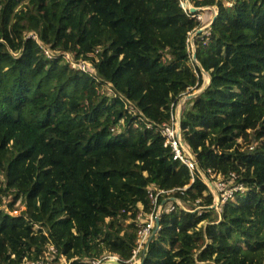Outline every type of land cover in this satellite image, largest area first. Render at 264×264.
<instances>
[{
    "label": "trees",
    "instance_id": "obj_1",
    "mask_svg": "<svg viewBox=\"0 0 264 264\" xmlns=\"http://www.w3.org/2000/svg\"><path fill=\"white\" fill-rule=\"evenodd\" d=\"M190 2L218 8L192 63L181 0H0V264L50 244L56 264L133 263L151 188L175 208L142 264H264V0ZM204 72L180 116L192 174L161 129ZM210 171L245 187L221 211Z\"/></svg>",
    "mask_w": 264,
    "mask_h": 264
},
{
    "label": "built area",
    "instance_id": "obj_2",
    "mask_svg": "<svg viewBox=\"0 0 264 264\" xmlns=\"http://www.w3.org/2000/svg\"><path fill=\"white\" fill-rule=\"evenodd\" d=\"M228 4L232 5L233 2H229ZM182 7L187 11V13L193 17H197L199 20L203 21L204 16L202 13L193 14L191 11V8L193 7L189 1H183L181 0ZM210 7H198V10H204L208 9ZM196 32H191L188 43L189 46L194 47V38H195ZM46 53L48 56H52V53L49 49L46 50ZM65 58L71 62V65L74 68H80L83 70H90L91 63L88 61H74L73 56L69 53L65 54ZM194 57L192 56V59ZM197 62L196 59H193ZM183 102L180 103V101L177 104L172 105V113H171V121L169 124H164L161 129V133L165 137V146H168L173 151V158L175 160L180 161L181 163L185 164L192 174H194L195 170L198 168V162L196 161L194 155L190 152L188 147L185 145L183 139H182V133H181V124H180V118L179 113L181 111V106ZM180 108V109H179ZM211 177L215 180L213 181L214 185L210 181L206 179V177L203 175L204 179L207 181L208 185L212 187L213 193H214V207L218 208L219 211L222 210V204L225 203L229 199H233L235 197V194L237 191L241 190L244 191L245 187L241 185H228L224 181V177L221 174H217L213 171H210ZM232 176H235V174H232ZM217 184V187L215 186ZM173 190H163V189H150L149 190V197L152 204V210L148 214L147 217L144 218L142 214H139V233H138V239H137V246L133 249V256L132 261L134 264L138 257L140 256V253L143 249V247L146 245V243L149 241V238L151 237L152 233L159 228L158 221H160L161 214L163 213L164 209L165 211H172L175 208V204L169 203L166 204L167 201L174 200V197L170 198H162L167 193L172 192ZM163 199V200H162ZM162 200V201H161ZM178 202L182 204L179 200ZM166 204V205H165ZM186 208V207H185ZM17 213V211H16ZM55 253L56 249L53 245L49 246L45 255H43L38 260H28L25 259L22 264H56L55 263ZM106 258H115L119 259L117 255H110L106 256L103 259ZM102 259H96L92 261V264H102ZM57 264H69V261L66 259V257L62 256L61 259Z\"/></svg>",
    "mask_w": 264,
    "mask_h": 264
},
{
    "label": "rangeland",
    "instance_id": "obj_3",
    "mask_svg": "<svg viewBox=\"0 0 264 264\" xmlns=\"http://www.w3.org/2000/svg\"><path fill=\"white\" fill-rule=\"evenodd\" d=\"M183 1H187V0H183ZM188 1H190V0H188ZM232 3V2H231ZM229 6H231L230 4H228ZM203 16H204V21H203V24H205V25H210L211 24V22H212V19H213V17H214V11H212L210 8H208V9H205L204 11H203ZM190 49H191V52H192V54H191V60H190V63H192V61L193 62H196V61H194L193 59H192V56H193V53L195 52V50H194V47H192V46H190ZM204 85L205 84H207L208 82H207V80L209 81V79H210V75H209V73L208 72H204ZM203 85V86H204ZM201 89V88H200ZM199 90V89H198ZM198 90H194L191 94H195V92H198ZM190 95V93H184L183 95H182V97H181V99H180V103L181 102H183V104H182V106H181V108H183L184 109V105H185V101L187 100V97ZM180 109V108H179ZM211 183V182H210ZM212 185V187H213V185H214V183L212 182L211 183ZM215 186L217 187V184H215ZM214 188V187H213ZM8 201L6 200V201H4V207H6V208H8V204L9 203H7ZM9 209V208H8ZM23 209V206L21 207V209H19V210H17V212H20V210H22ZM14 213H16V211H14ZM17 214V213H16ZM34 228L35 229H37L38 228V226L37 225H35L34 226ZM52 244H50L49 246H51ZM48 246V247H49Z\"/></svg>",
    "mask_w": 264,
    "mask_h": 264
},
{
    "label": "water",
    "instance_id": "obj_4",
    "mask_svg": "<svg viewBox=\"0 0 264 264\" xmlns=\"http://www.w3.org/2000/svg\"><path fill=\"white\" fill-rule=\"evenodd\" d=\"M191 11H192V12H195V11H196V8L192 7V8H191ZM215 18H216V15L213 17L211 24L215 21ZM211 24H210V25H211ZM206 27H207V26H202V27H200V28L198 29L197 33H201V32H203V30H204ZM194 59H197V54H196V52H194ZM209 84H210V79H209V81H208L207 84H205L204 86H202L201 89L198 90V92H195V94H190L188 97L192 98V97L198 95V94H199L202 90H204ZM158 225H159V221H158ZM142 263H143V261L141 262V264H142ZM102 264H123V263L120 262L118 259H115V258H109V259H107L106 261H104Z\"/></svg>",
    "mask_w": 264,
    "mask_h": 264
},
{
    "label": "clouds",
    "instance_id": "obj_5",
    "mask_svg": "<svg viewBox=\"0 0 264 264\" xmlns=\"http://www.w3.org/2000/svg\"><path fill=\"white\" fill-rule=\"evenodd\" d=\"M189 3L193 6V4H192L190 1H189ZM193 7H194V6H193ZM205 7H210V9L213 8V9H214V14H215V15L218 14V8H216L215 6H205ZM194 8H196V11H195V12H199V13H203V11L205 10V9H204V10H198V7H194ZM195 12H192V13H195ZM215 15H214V16H215ZM203 21H204V20H203ZM203 21H202V23H203ZM202 26H207L205 29H208L211 25L208 26V25L203 24ZM202 26H201V27H202ZM205 29H204V30H205ZM204 30H203V31H204ZM197 31H198V29L195 31V32H196V35L199 34V33H197ZM195 32H193V33H195ZM196 35H195V36H196ZM194 50H195V43H194ZM193 57H194V53H193ZM196 60H197V59H196ZM201 88H202V87H201ZM188 98H190V97H187V99H188ZM182 110H183V108L181 109V111H180V113H179V118H180V116H181V112H182ZM150 238H151V237H150ZM150 238H149V239H150ZM136 246H137V244H136ZM144 248H145V246L143 247V249H144ZM143 249H142V250H143ZM141 252H142V251H141ZM108 256H110V255H108ZM118 258H119V257H118ZM107 259H108V258H106L105 261H106ZM118 260H119V259H118ZM141 260L143 261V259H141V253H140V256L138 257V260H137L134 264H141V263H140ZM119 261H120V260H119ZM103 262H104V261H103ZM103 262H102V263H103ZM120 262H121V261H120ZM131 264H132V263H131Z\"/></svg>",
    "mask_w": 264,
    "mask_h": 264
},
{
    "label": "crops",
    "instance_id": "obj_6",
    "mask_svg": "<svg viewBox=\"0 0 264 264\" xmlns=\"http://www.w3.org/2000/svg\"><path fill=\"white\" fill-rule=\"evenodd\" d=\"M211 10H212V11H214V9H213V8H211ZM207 82H208V80H207Z\"/></svg>",
    "mask_w": 264,
    "mask_h": 264
}]
</instances>
